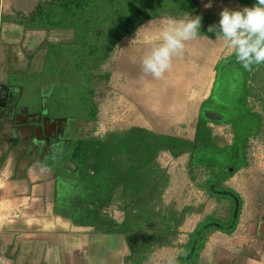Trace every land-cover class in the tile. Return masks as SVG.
I'll use <instances>...</instances> for the list:
<instances>
[{"label": "crops", "instance_id": "0c3cea01", "mask_svg": "<svg viewBox=\"0 0 264 264\" xmlns=\"http://www.w3.org/2000/svg\"><path fill=\"white\" fill-rule=\"evenodd\" d=\"M160 29L141 27L121 39L112 54L116 63L106 95L120 94L127 107H139L162 125L161 133L189 138L188 126L201 117L218 123L208 119L214 113L217 71L234 53L216 35L200 34L185 42L163 77L156 78L144 73L142 60L160 44ZM75 37L72 27L38 24L0 0V264H129L123 235L87 222L92 196L99 200L97 192H87L85 180L96 177L94 150L83 163L80 154L71 158L75 142L101 135L100 109L94 119L68 117L48 67L53 49L74 43ZM259 66L248 79L245 101L256 114L247 102ZM246 207L230 233L203 244L196 264H264V212ZM181 255L182 250L175 252L170 264H179Z\"/></svg>", "mask_w": 264, "mask_h": 264}, {"label": "rangeland", "instance_id": "374dc122", "mask_svg": "<svg viewBox=\"0 0 264 264\" xmlns=\"http://www.w3.org/2000/svg\"><path fill=\"white\" fill-rule=\"evenodd\" d=\"M51 1L54 0H5L13 13L22 14L26 19H34L38 9ZM193 3L189 8L148 19L135 30L145 26L153 30L162 27L169 18L182 19L189 13L202 18L201 35H215L208 28L218 24L223 9L252 7L256 0H194ZM163 15L167 16L164 21L160 18ZM113 55L99 66L100 73H111L116 63ZM252 77L254 90L247 104L261 116L262 127L248 142V165L238 171L228 168L230 174L221 182V192H211L207 184L211 167H191L190 162L195 149L202 144L215 148L231 145L235 134L232 125L211 123L201 117L188 126L189 138L167 135L160 132L162 125L152 122L139 107L138 111L137 107H127L120 94L106 95L108 88L104 87L105 96L99 102L97 120L102 132L95 139L102 145L92 151L90 160L96 176L105 155L106 168L121 174L103 200L99 196L96 201L97 197L92 196L95 203L90 207L98 213L99 229L123 235L128 247L125 259H130L129 264H170L175 252L182 250L183 254L187 250L192 236L207 219L220 226L207 233L204 245L221 233H230L235 227L230 224L235 211L232 195L240 203L238 218L245 206L264 212V64ZM77 93L81 90L77 89ZM97 151L102 152L100 156ZM127 233L162 238L141 241L133 252Z\"/></svg>", "mask_w": 264, "mask_h": 264}, {"label": "trees", "instance_id": "16d2710c", "mask_svg": "<svg viewBox=\"0 0 264 264\" xmlns=\"http://www.w3.org/2000/svg\"><path fill=\"white\" fill-rule=\"evenodd\" d=\"M193 2L194 0H54L41 6L34 17L35 22L48 27H72L76 33L74 43L57 45L49 59L51 66L48 67L54 70L57 81L55 95L60 98L61 105H65L60 108L71 118L94 119L99 102L105 96L104 87H107L109 81V74L100 73L98 68L111 57L120 40L146 20L176 9L189 8L193 6ZM257 66L259 65L253 64L250 69H245L233 55L218 68L211 110L222 117L212 120L218 123L232 122L235 138L231 145L224 148L206 144L198 146L190 162L191 167H211L207 180L211 192H221V182L230 174L228 168L238 171L248 165V142L251 135L254 136L261 130L260 115L245 107L248 79ZM77 89L81 93L78 94ZM228 96L231 97L230 100L227 99ZM204 110L205 106L201 109L203 115ZM100 145V141L79 140L75 142L71 158L77 159L80 154V163H83L89 158L87 152L95 151ZM96 153L100 156L102 152ZM105 158L107 159L106 155L99 165L98 175L92 180L85 178L87 192H97L101 200L107 195V191L113 189V183L120 180L121 174L116 169L113 172L107 169ZM230 198L235 209L230 224L236 225L240 203L234 195ZM88 213L87 222H98L97 211L89 210ZM219 226L216 221L207 219L192 236L187 250L179 258V264H196L205 236ZM161 238H155L151 234L139 237L127 233L126 236L133 252L137 251L136 245L141 241Z\"/></svg>", "mask_w": 264, "mask_h": 264}, {"label": "clouds", "instance_id": "9594fccd", "mask_svg": "<svg viewBox=\"0 0 264 264\" xmlns=\"http://www.w3.org/2000/svg\"><path fill=\"white\" fill-rule=\"evenodd\" d=\"M200 16L169 18L159 31L160 44L143 57L144 73L156 78L163 77L170 68L174 55H180L185 42L196 38L202 27ZM208 32L223 40L229 54L245 69L253 64H264V0H256L252 7L239 10L225 8L220 13L218 24L209 26Z\"/></svg>", "mask_w": 264, "mask_h": 264}, {"label": "flooded vegetation", "instance_id": "af4514ba", "mask_svg": "<svg viewBox=\"0 0 264 264\" xmlns=\"http://www.w3.org/2000/svg\"><path fill=\"white\" fill-rule=\"evenodd\" d=\"M216 117L221 118L222 116H220L219 114H216V113H210V116H209L208 119H214V120H216L215 119ZM232 127H233V125H232ZM234 138H235V134H234Z\"/></svg>", "mask_w": 264, "mask_h": 264}]
</instances>
